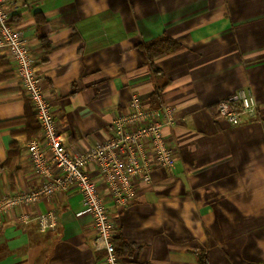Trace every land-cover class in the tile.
Here are the masks:
<instances>
[{"label":"crops","instance_id":"0c3cea01","mask_svg":"<svg viewBox=\"0 0 264 264\" xmlns=\"http://www.w3.org/2000/svg\"><path fill=\"white\" fill-rule=\"evenodd\" d=\"M8 7L72 152L107 140L134 95L161 108L163 119L173 112L164 132L176 148L174 166L154 163L128 206L107 202L121 264H202L201 253L206 264H264V0H14ZM162 36L179 47L150 57L142 44ZM240 88L256 97L257 114L232 124L216 107ZM26 104L36 116L0 52V195L40 184L27 158L36 136L25 130ZM13 140L20 153L8 160ZM86 170L101 176L94 162ZM82 209L74 188L3 211L0 264H99L104 250L95 248L93 220ZM48 210L58 223L43 232L37 218Z\"/></svg>","mask_w":264,"mask_h":264},{"label":"built area","instance_id":"2783aa9c","mask_svg":"<svg viewBox=\"0 0 264 264\" xmlns=\"http://www.w3.org/2000/svg\"><path fill=\"white\" fill-rule=\"evenodd\" d=\"M13 2L0 0V52L14 63L17 82L31 100L41 125L40 135L27 144V158L40 184L29 191L1 194L0 215L13 206L34 203L55 192L79 189L83 195L82 212L89 213L93 220L94 246L104 250L99 264H121L114 241L116 225L107 202L128 206L136 193V181H150L154 163L174 166L176 148L164 132L173 112L168 110L170 116L163 119L161 108H146L141 97L134 95L130 110L112 121L107 140L85 152H72L41 86L34 53L23 32L12 24V10L8 6ZM257 109V99L247 88H240L234 99L219 100L216 107L218 116L232 124L253 118ZM89 162L96 164L99 178H93L86 170ZM27 218L21 215L18 220L26 222ZM37 223L43 232L55 228V211L40 213Z\"/></svg>","mask_w":264,"mask_h":264},{"label":"trees","instance_id":"16d2710c","mask_svg":"<svg viewBox=\"0 0 264 264\" xmlns=\"http://www.w3.org/2000/svg\"><path fill=\"white\" fill-rule=\"evenodd\" d=\"M49 46L47 43L44 44V47ZM142 47L145 49V51L149 54L150 57H153V55L159 54L164 51H172L179 47L178 43L173 40L172 38L168 36H162L152 42H148L145 44H142ZM163 87L159 88L162 89ZM159 97L158 91L155 93L154 98L157 99ZM154 99V100H155ZM24 119L26 121L25 130L29 133L30 137L32 136H38L41 131V125L39 121L37 120L35 113L32 111V109L29 107L28 104H26V110L24 114ZM8 153V160H13L15 156L20 153L17 142L12 141L8 147L7 150ZM4 167V164H0V168ZM116 236V235H115ZM120 237H114V241L116 244V240ZM117 246V244H116ZM117 252L119 251V247H116ZM201 263L206 264V261L203 259V254L200 255ZM205 259L207 257L205 256Z\"/></svg>","mask_w":264,"mask_h":264}]
</instances>
